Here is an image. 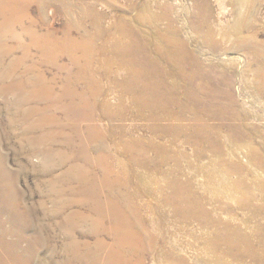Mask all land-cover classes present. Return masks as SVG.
Here are the masks:
<instances>
[{"label": "rangeland", "instance_id": "rangeland-1", "mask_svg": "<svg viewBox=\"0 0 264 264\" xmlns=\"http://www.w3.org/2000/svg\"><path fill=\"white\" fill-rule=\"evenodd\" d=\"M238 19L242 22L234 32ZM209 31L214 49L204 43L203 34ZM134 37L142 43L138 55L158 63L164 86L184 102L168 103L174 115L156 109L147 116L139 109L140 97L117 85L130 74L117 46ZM47 38L56 41L42 51L41 42ZM85 38L93 40L92 48H68V40ZM176 38L196 57L190 71L198 70L199 75L190 83H184L165 57ZM137 57L131 71L140 69L139 77L147 78ZM259 58L264 59V0H0V88L6 86L0 94V189L1 196L18 204L17 215L27 222L24 235L30 239L21 248L29 250L30 264H64L70 258L71 237L57 226L63 214L52 215L56 196H50L47 184L53 180L58 188L69 190L67 172L75 166L85 170L81 141L70 127L72 98L87 104L84 111L90 117L77 121L85 128L77 134L86 136L92 126L104 137L107 158L92 166L91 177L99 185L108 176L103 169H112L115 176L109 178L118 181L119 200L134 211L142 242L153 247L137 259L139 264H240L216 260L209 247L215 239L222 250L228 239L238 246L249 242L261 254L264 82L258 73H264V64ZM87 65L97 81L96 97L88 82L75 79L76 71ZM32 79L36 82L29 89ZM43 85L51 93L39 106L49 105L42 115L52 118L45 128L36 122L38 114L32 115L30 124L58 135L47 146L25 141L23 147L21 93ZM67 85L82 99L65 94ZM184 90L199 99L186 101ZM96 103L108 104L111 113L101 114ZM164 112L168 114L162 117ZM134 140L140 143L129 148ZM54 154L65 163L53 160L57 167L49 175L45 158ZM90 157L93 161L98 154L93 151ZM106 195L102 191L101 200ZM184 197L191 203L180 201ZM89 204L64 213H87ZM10 216L7 210L6 218ZM87 230L82 226L75 237L81 249L96 251L95 237ZM171 250L176 257L168 259L165 252ZM242 263L256 264L249 258Z\"/></svg>", "mask_w": 264, "mask_h": 264}, {"label": "bare ground", "instance_id": "bare-ground-1", "mask_svg": "<svg viewBox=\"0 0 264 264\" xmlns=\"http://www.w3.org/2000/svg\"><path fill=\"white\" fill-rule=\"evenodd\" d=\"M241 22L242 20L238 19L233 28L234 32H236L235 29L237 26H240ZM203 38L204 43L207 44L210 49L215 48L216 42L213 39L212 31H209L208 33L205 32ZM48 39L50 38L42 40L40 45L42 51L50 49L51 43L56 41V39ZM92 42V39L88 41L86 38L82 40V42L68 40L67 46L70 50H76L78 48L90 49L92 48ZM56 47L61 49L62 45L59 41L56 43ZM117 49H120L123 53L120 56L122 65L126 66L130 72V74H128V80L122 82V84L117 83V85H120L125 92L131 94L132 97L136 95L140 97L139 101H137V103L140 102L139 109L146 111L148 113L147 116H150V114L156 109L168 110L174 115V112L170 109L168 103L175 100L180 104H184V102L178 100L177 95L169 90L167 86H164L162 78L160 77L161 72L158 63L149 60L144 54L138 55V52L142 49V43L139 38L134 37L133 41L129 38L127 43H120V46H117ZM128 49L131 50L129 51ZM254 49L258 52L261 51L259 45H255ZM165 54V57L171 63L172 67L182 76L184 83L192 82V80L199 75L198 70H194L193 72L190 71L192 67H195L196 65V57L192 54V51L186 46L184 41L178 38L174 39L169 48V52H165ZM136 57L139 62L143 63L144 71L148 76L147 78L139 77V74L141 73L140 69L135 71L134 74L132 73L131 70L133 69ZM259 59L262 64H264V59ZM89 72L90 68L88 65L85 68L81 67L76 71L75 79L88 82V85L91 86L88 89L91 93L94 92V97H96L97 93L93 90V84L96 85L97 81H94ZM258 75L264 82V73L260 72ZM0 79H4V75H2V78L0 75ZM40 79L39 76L37 82ZM35 82L36 79H32L29 83V89L34 86ZM0 90L2 91L0 94L6 92V86H3ZM75 90L77 91V89ZM75 90H72L70 86L67 85L64 92L65 94L72 93L75 97L82 99L81 96L76 94ZM50 93L51 89L48 85H43L38 91L32 90L28 94L21 93L22 98H24L23 103H21V107L23 108L21 115L25 125L24 140L21 139L23 147L25 146V141L33 147H38L40 145L47 146V143L49 142L50 144L51 140L58 135L53 129L52 131L45 130L46 125L49 124L48 121L51 120L52 116H44L42 113H44L46 109H49L50 106H39V104L42 105L41 102L44 98L50 96ZM184 95L185 97H183L190 103H194L199 99L196 98V96L191 97V94L186 90H184ZM72 99L73 100L70 103L72 108L70 110L68 109L69 111H72V117L70 120H73V122L70 123V127L76 132V137L81 141L82 147L79 149V153L83 158V167L85 170H82L79 166H75L67 172V174H70L69 190L58 188L53 180H50L47 184L48 192L52 194L50 196H56L55 201H53L54 212L52 215L54 217L63 214L62 221H57V226L59 228H65L71 237L68 246L70 258L64 264H139L137 259H140L144 253H149L148 250L153 247L142 242L141 232L137 229L138 225L134 221V211L127 205L128 203L124 206L119 200L118 181L117 179L109 178L110 175L115 176L111 172L112 169H109V166L107 169H103V172H106L108 176L102 178L103 182L99 183V185L95 181L96 179L91 177L92 175L90 174V171L92 166L104 163L107 158L104 153V145L102 144L104 137L99 130L94 129L92 126L85 130L87 131L86 136L77 134V132L80 131V128L82 130L85 129L84 124L83 127H81L80 124H77V121L80 120V122H85L90 117L88 115L89 113L84 111L87 104L85 102L77 103L74 98ZM45 100L46 99H44V101ZM97 107H99L101 114H107V112L111 113L108 104H106V106L98 104ZM36 114H38L36 122L42 124L45 128L33 129L30 124V118L32 115ZM167 114V112H164L162 117L167 116ZM58 130H60V126H58ZM135 142L139 144L140 140L129 142V148H131L130 145ZM92 143L96 144L95 149H93ZM93 151L98 154V157L92 161L90 155ZM55 157L54 154V156L49 155L45 158V166L49 171V175L51 173L50 171L53 172L57 167L52 161L60 158L58 157L54 159ZM60 159L65 163L62 158ZM63 163H59L58 166L63 165ZM59 182H63L62 177L59 178ZM72 183H75L76 186H72ZM0 190H2V192H0V264H30L29 250L24 251V248H21L23 247L22 242H27V240L29 241L30 239L24 235L27 229V222H24L22 217L17 215L18 204L16 202L13 204L11 200H7V195L5 197L1 196L4 189ZM105 190L107 191L106 198L105 200H101L100 195L102 191ZM180 201L191 203L190 198L188 197L180 198ZM86 202H90L89 205L91 208L89 212L84 213L79 210H73L70 214L64 213L73 208H83L85 207ZM104 205L105 209L102 208ZM175 205L176 208L179 207L178 201H175ZM7 210L11 213V216L8 219L6 218ZM262 210L264 211V209ZM7 224L11 229L7 228ZM82 226H87V232L94 235L96 244L99 247L96 251L81 249L82 244L75 237V234ZM230 229V231L237 230L234 227ZM11 237H14L15 239L12 240ZM104 237H108L110 241L107 242ZM9 239L11 240L8 241ZM232 242L226 239V242L224 243L226 247L225 250L220 248L218 239H215L210 243L212 246L209 245V247H211V251L216 257V260L220 261L221 259H226L228 262L231 260H239L240 264H243L242 261L249 258L256 264H264V248L260 250L261 254H258L254 245L249 242H247L245 246H238L236 241ZM165 253L168 259L176 257L172 250Z\"/></svg>", "mask_w": 264, "mask_h": 264}]
</instances>
